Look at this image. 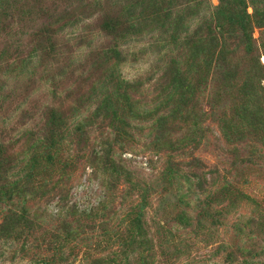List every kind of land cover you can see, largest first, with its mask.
I'll return each mask as SVG.
<instances>
[{
    "label": "rangeland",
    "instance_id": "1",
    "mask_svg": "<svg viewBox=\"0 0 264 264\" xmlns=\"http://www.w3.org/2000/svg\"><path fill=\"white\" fill-rule=\"evenodd\" d=\"M202 36L209 50L196 55ZM263 51L264 0H0V158L9 156L0 188L24 173L64 180L65 205L103 203L105 231L114 235L107 242L96 220L54 251L52 232L71 217L56 200L27 195L43 234L0 238V264H89L97 256L103 264H264V129L239 116L243 80L250 76L246 90L255 85L264 97ZM210 55L227 57L237 75L230 86L219 83ZM173 64L185 77L175 90L164 76ZM186 109L195 123L180 119ZM58 114L63 128L54 125ZM50 129L63 137L47 153L37 147L33 167L24 142L49 144ZM77 129L86 133L84 151L74 144ZM102 143L112 145L128 183L107 189L89 167V148ZM139 204L149 250L114 257L135 231L121 218ZM8 207L0 201V222Z\"/></svg>",
    "mask_w": 264,
    "mask_h": 264
},
{
    "label": "trees",
    "instance_id": "2",
    "mask_svg": "<svg viewBox=\"0 0 264 264\" xmlns=\"http://www.w3.org/2000/svg\"><path fill=\"white\" fill-rule=\"evenodd\" d=\"M193 44V42H192ZM209 45H208V38L205 36H202L201 39L197 42V45L193 52L196 55H199V52H208ZM193 54V53H192ZM264 55V51L262 53ZM222 58L218 59L216 55H210L209 56V62L215 59L213 62V67L216 75H220V84L223 86H230L234 81L236 80V73L235 70L229 71L228 68L223 64L224 61H226L225 55H219ZM225 68V70H223ZM165 79H167V84L170 89L173 88L175 90L178 87L179 82L178 78L181 82L184 81L185 77L183 75V70H177V67L173 64L172 66H168L164 71ZM250 76L246 78V80H249ZM260 82L263 80L264 77H260ZM243 80L240 84V86L244 89L245 94V101L242 104L241 110L242 112L239 113V116L246 121L247 124H249L251 127H254L255 129H264V97H260L259 89H255L252 87L249 89V91L246 90V84ZM166 84V85H167ZM180 84V83H179ZM258 86L260 89L264 88V84L258 83ZM125 94V93H124ZM167 96V100H171V96ZM192 100V106H199L198 99H191ZM252 101V103H250ZM176 102V101H175ZM175 102L172 104L176 105ZM175 107V106H174ZM200 110V108H197ZM55 113V112H54ZM180 117L181 120L189 123H195L194 122V115L190 114L188 112V109L185 110ZM192 115V116H191ZM107 115L102 116V120L106 118ZM109 117V116H108ZM193 117V120H192ZM59 124H56V121H53L54 125H59L60 128L64 127V121L63 117L58 114ZM159 121L161 123H164V117L159 118ZM233 121V120H232ZM231 121V122H232ZM230 122V123H231ZM230 123L225 126V133L226 137L228 138L230 136V133H228V126ZM231 126V125H230ZM188 127V126H187ZM45 128V127H44ZM43 128V129H44ZM167 129L166 128H159V132L157 134L158 138H162L164 136L163 131ZM49 134V129L46 130ZM52 135L51 142L49 144L43 145H37V141L39 139L28 137L25 142L24 151L27 152L30 151L31 157L30 162L32 163L31 166L38 165V159L40 157L38 153L37 147H44L46 149V153L50 150L53 144H55V141L53 139L54 136L57 137L56 142L58 143V140L61 138L60 135L63 134L60 132H56L55 134L51 132ZM59 134V135H58ZM85 131H79L77 129L76 134L74 135V138L76 139L74 144H76V148L78 151H84L88 145H87V137ZM48 138V137H47ZM157 138V139H158ZM49 139V138H48ZM45 142V137L42 140ZM43 142V143H44ZM42 143V144H43ZM36 145V146H35ZM48 150V151H47ZM76 150V151H77ZM113 153V147L109 144H101L98 145V149H90L88 150V155L86 157V161L88 162L89 167L92 168L93 171L98 172L95 173L97 176L100 175L101 178V185L102 183H105V188L112 189L116 188L118 184L127 182L129 179H131L130 175L128 173L121 172L122 171V165L116 161V159L112 156ZM52 155L47 154L46 160L51 158ZM9 156H3L0 158V164L5 165L9 160ZM6 167V165H5ZM165 168H170L169 166H165ZM36 173H24L23 178H21L19 181H14L11 185H9L6 188H0V201L7 203L9 205L8 209L6 210V213L0 222V238L6 239L10 234H21L25 233L26 236H24L23 241H26L27 237L31 236L32 238L38 239V236L43 234V231H41V225L38 224V219H40L39 213L36 210L30 212L29 207L25 204V201L23 200L24 197L27 195L32 196L33 198L52 201L53 199L56 200L57 204L60 207H66V210L68 212V215L71 217L70 219H62L60 227L55 228L52 232V239L48 241L51 243L52 249L54 251L62 250L64 247L69 248L71 244L68 245L70 242H76L77 240H80V237L83 236V234L89 232L91 229L94 228V225L96 224V220L98 222V225H101V230L105 231L107 229V226L105 223H107V219L104 218L103 215H109V211L105 212L103 203L99 202L97 205H92L89 207L88 210H81L79 211L75 204L65 205V201L68 199L69 190L64 185L66 184L64 180H56L54 182H49L46 180H38L34 182V177ZM125 175V177L123 176ZM123 181V182H122ZM125 182V183H126ZM138 182V181H137ZM64 184V185H63ZM64 186V187H63ZM136 186L131 184L128 186L129 189H124L122 191L123 194H131V191ZM121 193V195H122ZM137 196L140 198L139 201L143 200L142 194H137ZM20 204L21 207L17 208L16 206ZM102 204V205H101ZM136 206H132L129 210H127L126 213H124L123 218L121 220L127 219V221H130V224L134 226V233L130 237L124 241L121 245L117 246L116 249L112 251L114 254V257H118L120 255H124L125 252L129 249H140V251H148L149 248H147V239L145 238L144 231L142 229V208L141 204H139V208L137 209V212L135 211ZM133 209V211L131 210ZM74 222V225L70 226V224ZM95 223V224H94ZM113 231L109 230V232L105 231V236L107 239H105L107 242H110L112 240ZM38 236H37V235ZM105 259L104 256H97L93 258H89V264H103V260Z\"/></svg>",
    "mask_w": 264,
    "mask_h": 264
}]
</instances>
